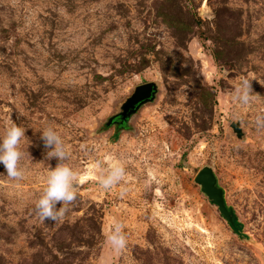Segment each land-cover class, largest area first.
Returning <instances> with one entry per match:
<instances>
[{"label":"rangeland","instance_id":"374dc122","mask_svg":"<svg viewBox=\"0 0 264 264\" xmlns=\"http://www.w3.org/2000/svg\"><path fill=\"white\" fill-rule=\"evenodd\" d=\"M244 80L247 104L234 99ZM148 82L155 99L110 124ZM261 117L264 0H0V134L26 129L24 178L0 165V264H264ZM49 126L79 176L56 222L35 211L59 163L40 139ZM117 162L124 179L105 190ZM206 168L240 230L198 181Z\"/></svg>","mask_w":264,"mask_h":264},{"label":"clouds","instance_id":"9594fccd","mask_svg":"<svg viewBox=\"0 0 264 264\" xmlns=\"http://www.w3.org/2000/svg\"><path fill=\"white\" fill-rule=\"evenodd\" d=\"M251 91V83L244 80L235 89L234 99L241 104H247ZM260 121H264V117L259 118L258 122ZM25 132L26 129L13 124L0 134V165L4 166L6 175L15 181L22 180L25 175L20 167L23 155L21 142L26 136ZM40 134V139L45 149L48 150L47 157L55 158L59 163L55 168L48 170L45 186L35 204V211L42 220L56 222L68 212L66 206L76 200L79 176L72 167L65 163L68 153L58 132L49 126L40 131ZM124 176V166L119 162L113 163L105 173L100 175L99 184L103 189L110 190L118 185ZM60 205L64 206L58 207ZM123 227L121 223H116L106 237L107 243L117 252L122 251L127 245Z\"/></svg>","mask_w":264,"mask_h":264},{"label":"water","instance_id":"95a60500","mask_svg":"<svg viewBox=\"0 0 264 264\" xmlns=\"http://www.w3.org/2000/svg\"><path fill=\"white\" fill-rule=\"evenodd\" d=\"M158 86L155 82H148L136 88L135 93L127 100L123 106V111L111 118L110 124L118 123L122 127H126L131 116L136 113L145 103L153 101L156 97ZM232 127L238 137L243 138L244 131L241 123L233 122ZM203 186L205 192L210 196L211 200L216 203L225 216H230L233 211L228 210L225 204L223 191L217 186L216 175L210 168L203 169L197 177Z\"/></svg>","mask_w":264,"mask_h":264},{"label":"trees","instance_id":"16d2710c","mask_svg":"<svg viewBox=\"0 0 264 264\" xmlns=\"http://www.w3.org/2000/svg\"><path fill=\"white\" fill-rule=\"evenodd\" d=\"M228 210H231L228 208ZM221 211V210H220ZM221 213L224 215V213L221 211ZM224 217L228 220L229 224L232 226V228L234 230H240L241 225L240 223L237 221L236 215L234 213H232L230 216H225Z\"/></svg>","mask_w":264,"mask_h":264}]
</instances>
